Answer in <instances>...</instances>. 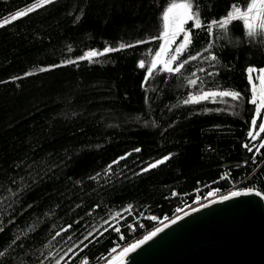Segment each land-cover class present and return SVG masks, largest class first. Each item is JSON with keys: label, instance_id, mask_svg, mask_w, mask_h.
I'll return each instance as SVG.
<instances>
[{"label": "trees", "instance_id": "trees-1", "mask_svg": "<svg viewBox=\"0 0 264 264\" xmlns=\"http://www.w3.org/2000/svg\"><path fill=\"white\" fill-rule=\"evenodd\" d=\"M38 2L0 0V25ZM182 2L53 0L0 26V264H99L212 190L249 178L264 194L247 73L264 69V36L241 20L209 32L249 0H194L202 27L187 21L190 43L176 52L181 32L164 56L183 68H152ZM219 91L241 98L184 103Z\"/></svg>", "mask_w": 264, "mask_h": 264}, {"label": "water", "instance_id": "water-1", "mask_svg": "<svg viewBox=\"0 0 264 264\" xmlns=\"http://www.w3.org/2000/svg\"><path fill=\"white\" fill-rule=\"evenodd\" d=\"M256 192L184 211L116 264H264V194Z\"/></svg>", "mask_w": 264, "mask_h": 264}, {"label": "snow or ice", "instance_id": "snow-or-ice-1", "mask_svg": "<svg viewBox=\"0 0 264 264\" xmlns=\"http://www.w3.org/2000/svg\"><path fill=\"white\" fill-rule=\"evenodd\" d=\"M53 0H39L37 4H34L33 6L27 8L24 11H17L14 15L10 17V19H5L3 21V25H7L11 21H15L16 19L23 17L30 13L31 11L35 10L37 7H41L45 4L52 3ZM164 20V33H163V39L165 42V46L160 49V51L156 54L155 59L152 61L151 67L155 68L158 64H163L165 70L168 72H180L181 68H183L184 64L180 63L177 67L173 68L171 65L174 61L177 60V56L173 55L170 57V59L165 60L164 56L169 51V45L175 41V37L177 32H185V29L183 28V25L187 21H193L194 26L196 28L202 27L201 20L199 18L198 10H194V0H184L182 3H172L166 12L163 15ZM234 20H241L246 29H247V35L249 37L257 36L258 33L261 36H264V0H249V2L245 5L244 9H241L239 6L233 5L232 9L228 12L226 17L220 21L213 20L211 24L209 25V32L212 31V25H219L220 28L226 29L228 25L234 21ZM191 41V34L189 32H185L184 35V41L180 45L179 48L176 49L177 53H180L182 49H185L188 44ZM131 45H121L120 48L124 47H130ZM119 49H113V48H106L104 50L105 53L117 51ZM104 53H98L95 51H90L87 53L86 58L91 60L92 58L102 55ZM192 59H196V57H192ZM211 59H216L215 56H212ZM139 66L141 68L145 67L144 61H140ZM256 70L253 68L248 69L249 73V79L252 80V73ZM260 75L256 77V80L259 82V85L255 82L252 84V98L251 103L253 105H257L256 113L259 116L261 111L264 110V69L259 70ZM149 76L152 75V72L149 71ZM190 84L195 85L197 83L196 80L189 81ZM231 97L233 100H239L241 98V94L236 91H219V92H204L199 97H194L190 100H185L184 103H193L198 102L199 100H206L213 97ZM257 121L254 119L252 121L253 129L255 130ZM259 132L264 133V123L260 124L259 126ZM249 136H251L253 139L256 138V136L253 135V132H249ZM247 148L248 145H245ZM259 148H264V143H261L259 145ZM139 151V149H137ZM249 151H252L251 148H249ZM169 159V157H165L162 160L157 161L156 163L150 165L151 168L157 167L159 164H162L165 162V160ZM147 170V169H146ZM253 191V189H247L246 191H233L230 195H225L221 197L222 200H228L232 197H237L241 195H248ZM256 195H261L259 191L255 193ZM209 195H215V193H210ZM215 201H213L214 203ZM206 207V205H204ZM198 209H193V211H197ZM119 215V213H117ZM187 215V213H185ZM155 219V217H153ZM178 219H182V217H177L176 219L172 220L171 223H176ZM164 227H168L167 224L164 225ZM107 230V229H105ZM116 231H119L118 228L115 229ZM163 228H157L155 231L151 232L149 235L145 236L142 240L138 241L135 244H132L128 248H125L123 252L120 253L118 257H115L114 260L111 262V264H116V261H120L124 258L125 254L135 251L140 245L146 243L147 241L151 240L153 237H155L159 232H162ZM87 239V237L85 238ZM113 252L116 251V249H112ZM84 264H88L87 261L84 262Z\"/></svg>", "mask_w": 264, "mask_h": 264}, {"label": "built area", "instance_id": "built-area-1", "mask_svg": "<svg viewBox=\"0 0 264 264\" xmlns=\"http://www.w3.org/2000/svg\"><path fill=\"white\" fill-rule=\"evenodd\" d=\"M251 177V176H250ZM248 180H249V178H247L246 180H244L243 182H241L240 184H237V185H233L232 187H231V189L229 190V191H227V192H219L218 190H216V192H219V193H217V194H219V196L217 197V198H219V197H222V196H224V195H227V194H231L233 191H246L247 189H253V190H256V191H259V187L256 185V184H248ZM212 191H214V190H212ZM210 193H211V191H210ZM209 195L207 194V197H208ZM214 199H216V198H214ZM214 199H212V200H214ZM211 201V200H210ZM210 201H208V202H210ZM205 203H207V202H205ZM205 203H203V204H205ZM190 208H192V207H190ZM189 208V209H190ZM186 210H188V208L186 209H184V211H186ZM183 210H181V211H179V213H178V215H176V216H173V217H167V218H165L164 220H162L161 221V223L159 224V226H157L154 230H156L157 228H159V227H161L162 225H164V224H166L167 222H169L170 220H172V219H174L175 217H177V216H179L181 213H183L182 212ZM154 230H152V231H147V232H145L143 235H141V236H137V237H135L130 243H128V244H125V245H118V246H116L115 247V249H116V251L115 252H113V251H111L110 252V254L106 257V258H104V259H106V261H108L110 258H114V257H116L119 253H121L125 248H128L129 246H131L132 244H135V243H137L138 241H140V240H142L145 236H147V235H149L151 232H153ZM131 234H134V231L132 230L131 231ZM103 259V260H104ZM102 260V261H103ZM101 261V262H102ZM106 261H104V263H102V264H105V262ZM110 261V260H109ZM101 262L99 263V264H101Z\"/></svg>", "mask_w": 264, "mask_h": 264}, {"label": "rangeland", "instance_id": "rangeland-1", "mask_svg": "<svg viewBox=\"0 0 264 264\" xmlns=\"http://www.w3.org/2000/svg\"><path fill=\"white\" fill-rule=\"evenodd\" d=\"M183 28H184V25H183ZM181 32H177V34H176V37H175V39L177 38V36L180 34ZM165 46V42L163 43V47ZM256 72V73H255ZM253 74H254V78H256L257 76H259L260 75V73H258L257 71H255ZM252 81V80H251ZM253 82H255V80L253 81ZM256 84H257V86L259 85V82L257 81V82H255ZM253 84V83H252ZM261 113H263L264 114V110H262L261 111ZM258 117V116H257ZM257 121V120H256ZM215 193V195L213 196V195H209L210 194V192L208 193V197L206 196V197H204V198H199V199H197V201H195V204H194V206H191V207H195V206H198V205H201V204H203V203H205V202H208V201H210V200H212V199H214V198H217L218 196H219V194H217V193H219V192H216V190H214V191H211V193ZM190 208V207H189ZM188 208V209H189ZM187 209V208H186ZM184 211V210H183ZM182 211V212H183ZM112 258H110L109 260H111ZM108 260V261H109ZM104 261H106V259H104L102 262H101V264L102 263H104ZM108 261H106L105 262V264L106 263H108Z\"/></svg>", "mask_w": 264, "mask_h": 264}]
</instances>
